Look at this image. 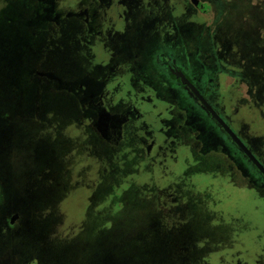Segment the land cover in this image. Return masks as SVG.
<instances>
[{
  "label": "rangeland",
  "instance_id": "obj_1",
  "mask_svg": "<svg viewBox=\"0 0 264 264\" xmlns=\"http://www.w3.org/2000/svg\"><path fill=\"white\" fill-rule=\"evenodd\" d=\"M180 2L193 35L145 29L161 0H0V264H264V194L217 152L163 161L105 105L130 58L179 82L204 48L201 83L264 164V0Z\"/></svg>",
  "mask_w": 264,
  "mask_h": 264
},
{
  "label": "trees",
  "instance_id": "obj_2",
  "mask_svg": "<svg viewBox=\"0 0 264 264\" xmlns=\"http://www.w3.org/2000/svg\"><path fill=\"white\" fill-rule=\"evenodd\" d=\"M179 6L180 4L175 0H169L163 6L161 5L157 14L147 18L144 23L145 29L156 27L159 23L168 28L173 19H178L183 23L182 34L190 35L191 33L193 35L192 30L196 23L193 26L187 16L180 15ZM128 39L126 37L123 45L116 46L118 51L126 49V44L132 41ZM204 51L202 48L201 52L194 57L191 48L185 49L187 54L184 58L188 57L191 63L185 62L178 73H175V79L179 82L167 79L154 65H140L138 61L134 63V58H130L123 75L116 78L113 87L110 85V96L105 100V105L113 109L130 105V120L134 119L138 122L137 126L142 127V142L145 143L146 150L150 151L153 147L163 161L175 163L183 155L186 157L189 154L197 156L217 152L222 157L220 162L229 177H232L234 173H240L243 179L248 180L264 194V185L254 177L242 158L227 147L220 131L263 177L264 175L227 134L210 111V108L216 111L212 101V97L216 94L200 80L201 60L206 59ZM209 66L215 74L214 67ZM214 66L218 67V64ZM143 75L146 76L144 85ZM4 201L2 192H0V204H4Z\"/></svg>",
  "mask_w": 264,
  "mask_h": 264
},
{
  "label": "water",
  "instance_id": "obj_3",
  "mask_svg": "<svg viewBox=\"0 0 264 264\" xmlns=\"http://www.w3.org/2000/svg\"><path fill=\"white\" fill-rule=\"evenodd\" d=\"M211 113L214 115L215 119L227 132V134L234 140V142L239 146V148L246 154V156L253 162V164L260 170L264 175V165L257 159L249 147L240 139V137L235 133V131L226 123L224 119L213 109L210 108Z\"/></svg>",
  "mask_w": 264,
  "mask_h": 264
},
{
  "label": "flooded vegetation",
  "instance_id": "obj_4",
  "mask_svg": "<svg viewBox=\"0 0 264 264\" xmlns=\"http://www.w3.org/2000/svg\"><path fill=\"white\" fill-rule=\"evenodd\" d=\"M167 1H169V0H161V2L164 4V2L166 3ZM175 1H178V4H180L181 5V0H175ZM196 2V1H195ZM189 4V2L187 3V5ZM204 4H207V2L206 3H204ZM210 4V3H209ZM186 16H187V14H186ZM187 18H188V16H187ZM189 19V18H188ZM147 20V19H146ZM190 21V20H189ZM191 23H194V22H192V21H190ZM194 26V25H193ZM221 116V115H220ZM222 117V116H221ZM222 119H223V117H222ZM227 123V122H226ZM228 124V123H227ZM254 154V153H253ZM255 155V154H254ZM256 156V155H255ZM257 157V156H256ZM257 159H258V157H257ZM259 160V159H258ZM260 161V160H259ZM261 162V161H260ZM262 163V162H261ZM263 164V163H262ZM264 165V164H263ZM258 169V168H257ZM11 223H12V220H11Z\"/></svg>",
  "mask_w": 264,
  "mask_h": 264
}]
</instances>
